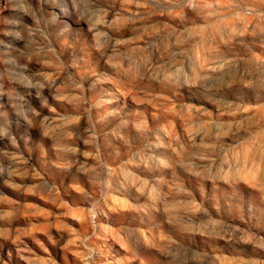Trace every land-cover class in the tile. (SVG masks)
Returning <instances> with one entry per match:
<instances>
[{
	"label": "clouds",
	"instance_id": "clouds-1",
	"mask_svg": "<svg viewBox=\"0 0 264 264\" xmlns=\"http://www.w3.org/2000/svg\"><path fill=\"white\" fill-rule=\"evenodd\" d=\"M119 3L120 10L117 0H0V184L55 204L57 211L45 210L52 219L44 235L78 264H116L112 240L141 253L156 249L159 264H203L201 237L249 241L240 229L209 225L207 182L219 177L202 161L215 144L210 136L197 142L190 128L195 118L205 136L228 134L232 125L213 119L207 105L231 109L217 99L231 84L183 45L201 31L192 13L264 21V0ZM153 93L170 101L166 111L184 120L187 139L142 107ZM50 152L59 171L38 165ZM19 250L28 260V246Z\"/></svg>",
	"mask_w": 264,
	"mask_h": 264
},
{
	"label": "rangeland",
	"instance_id": "rangeland-1",
	"mask_svg": "<svg viewBox=\"0 0 264 264\" xmlns=\"http://www.w3.org/2000/svg\"><path fill=\"white\" fill-rule=\"evenodd\" d=\"M115 7L120 10L119 0ZM128 7L135 10L134 5ZM214 8L218 9V6ZM191 15L201 31L186 38L183 46L192 50L191 54L198 64L211 75L231 84L230 88L222 90L227 95L217 97L221 103L231 104V109L221 110L213 104L207 105L213 119L232 125L227 135L217 137L216 129H212L205 136L199 128V121L193 118L190 123L197 142L202 139L207 141L210 136L215 144L210 158L202 161L205 165L210 164L213 173L219 177L207 182V199L213 212L209 225L217 232L240 229L238 235L246 236L249 241L204 242L205 238L201 237L202 247L208 253L203 264H251L255 258L264 257V248L259 247L264 244V21L238 22L227 15ZM123 31L128 36L133 35L132 26ZM174 39L171 37L169 42ZM225 61L228 63L223 68L212 71ZM153 95L157 99L142 107L148 109L153 119L161 120L187 139L184 120L166 111L170 101L163 98V94ZM55 163L54 153L38 157V165L42 168L59 171ZM0 193L5 197L0 199V231L7 232V238H0V264H51L52 260L58 261V264H70L69 258L78 264L72 251L53 245L44 235L52 219L45 210L57 211L55 204L40 194H22L8 185L0 184ZM196 193L201 200L205 199V189L199 184ZM32 204L39 207H31ZM72 215L75 216V213ZM69 222L75 223V220ZM116 226L123 227L119 222ZM26 230H30L31 234L20 235ZM51 231L59 235L55 229ZM125 231L131 236V230ZM18 236L30 250L25 253L28 260L21 259L19 248L24 244L18 247L14 242ZM36 239L45 242L47 252L36 243ZM112 243L119 253L116 264H159V252L154 248L146 247L141 253L135 248L123 247L117 240H112Z\"/></svg>",
	"mask_w": 264,
	"mask_h": 264
}]
</instances>
